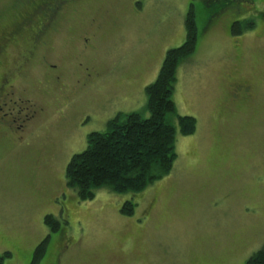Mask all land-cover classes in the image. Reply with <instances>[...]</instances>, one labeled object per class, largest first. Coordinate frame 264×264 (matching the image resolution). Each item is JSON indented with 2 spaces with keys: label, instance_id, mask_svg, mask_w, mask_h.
<instances>
[{
  "label": "rangeland",
  "instance_id": "obj_1",
  "mask_svg": "<svg viewBox=\"0 0 264 264\" xmlns=\"http://www.w3.org/2000/svg\"><path fill=\"white\" fill-rule=\"evenodd\" d=\"M31 2L40 0H0V36L16 24L24 32L9 42L0 77L19 67L29 47L31 63L20 68L17 88L22 107L43 110L21 139L0 130L2 264H31L48 236L35 264H248L264 248L261 20L244 19L242 33L230 36L221 25L207 32L196 5L194 19L190 4L206 0H86L66 7L34 47ZM256 4L263 13L264 0ZM188 14L198 41L178 67L173 98L196 128L178 135L172 173L136 195L101 189L80 201L67 185L68 164L119 113L150 116L145 90L167 52L185 43ZM87 72L94 73L90 82ZM236 83L249 86L239 99L232 97ZM127 202L133 214L123 213ZM48 215L62 224L59 231L46 226Z\"/></svg>",
  "mask_w": 264,
  "mask_h": 264
},
{
  "label": "trees",
  "instance_id": "obj_2",
  "mask_svg": "<svg viewBox=\"0 0 264 264\" xmlns=\"http://www.w3.org/2000/svg\"><path fill=\"white\" fill-rule=\"evenodd\" d=\"M194 19L188 14L185 43L167 52L156 81L145 90L150 116L119 113L108 122L105 132L90 134L87 149L71 159L66 169L67 185L80 201L93 199L101 189L136 195L172 173L177 161L178 135L188 136L196 128L193 117L178 114L173 98L178 67L196 50L198 32ZM237 31L240 34L243 29ZM133 207L132 202H127L123 213L133 214ZM45 224L52 232L59 231L62 225L49 215ZM49 239L48 236L36 248L31 264L36 263ZM7 256L0 254V264ZM248 264H264V248Z\"/></svg>",
  "mask_w": 264,
  "mask_h": 264
},
{
  "label": "flooded vegetation",
  "instance_id": "obj_3",
  "mask_svg": "<svg viewBox=\"0 0 264 264\" xmlns=\"http://www.w3.org/2000/svg\"><path fill=\"white\" fill-rule=\"evenodd\" d=\"M82 1V2H81ZM83 1L86 0H40V2H31V5H35L37 14L35 15V28L32 30L34 32L33 37L31 38V44L34 47L38 46V42L41 38H44L50 31L55 30L62 11L71 6L76 9L77 6L81 5ZM259 2V1H258ZM196 3V4H195ZM257 0H206V2H192L190 8L192 12L194 11L195 19V5L199 7L200 14L205 18L206 31L213 29L221 25L222 29L229 34L230 36H239L237 30L239 29L238 25L245 20H253L255 17L261 20V26L264 29V12L259 9ZM44 5L43 10H46L43 15H41V9L39 6ZM34 8V7H33ZM262 13V14H261ZM242 17V18H241ZM32 15L27 16L24 19V22H30ZM242 19V20H241ZM24 29V28H23ZM24 32L20 31V26L15 25L10 32H3L0 36V62L1 58L4 56L7 48L9 47V42L11 39H19ZM11 34H13L11 36ZM86 43L87 40L85 39ZM89 44V43H88ZM24 53L19 54V60L22 63H18L19 67L10 69L7 73H4L0 77V130L7 129L13 133L20 134L19 138H22V134L27 128V122L33 121L36 119L38 113L43 112V110H37L34 105L29 108L22 107L21 104L24 103L23 99L20 98V92L17 88V76L20 73V68H23L24 65L30 64L31 53L29 47L25 48ZM1 64V63H0ZM49 68L55 69L56 66L49 64ZM94 76L93 72H87V82L91 81V78ZM54 80L56 82H61L62 75L55 74ZM249 91V86L246 84H235L233 85L232 97L234 99H239L242 95L246 94ZM19 93V94H18ZM23 109L31 113L25 114V120L21 121L20 126L15 127L17 121L20 120V117L23 115ZM16 110H20L15 113ZM87 118V117H85ZM83 118V119H85ZM80 123H83L81 121ZM15 127V129H14Z\"/></svg>",
  "mask_w": 264,
  "mask_h": 264
}]
</instances>
